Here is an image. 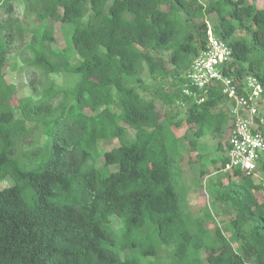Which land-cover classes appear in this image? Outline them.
<instances>
[{"label": "trees", "instance_id": "obj_1", "mask_svg": "<svg viewBox=\"0 0 264 264\" xmlns=\"http://www.w3.org/2000/svg\"><path fill=\"white\" fill-rule=\"evenodd\" d=\"M8 1L0 0L6 11ZM27 9L37 19L29 43L18 19L0 22V182L11 181L0 188V264H264V199L254 195L263 182L234 169L238 179L225 172V184L216 172L211 206L225 215L223 226L207 207L191 215L183 206L189 186L177 178L183 139L171 129L181 122L137 90L144 70L162 80L173 72L177 89L161 94L188 104L187 150L206 133L221 136L231 117L220 87L197 103L179 85L209 24L231 49L223 73L237 85L253 75L264 90V8L246 0H27ZM49 18L71 26L75 62L55 47ZM16 40L29 52L21 61L40 75L29 77L24 97L4 73ZM57 73L70 83L48 78ZM110 139L119 144L102 151L99 168V143ZM227 144L216 143L220 169Z\"/></svg>", "mask_w": 264, "mask_h": 264}, {"label": "rangeland", "instance_id": "obj_2", "mask_svg": "<svg viewBox=\"0 0 264 264\" xmlns=\"http://www.w3.org/2000/svg\"><path fill=\"white\" fill-rule=\"evenodd\" d=\"M254 4L259 8H264V0H246ZM11 5V10L6 11L4 7H0V22H3L7 19H18L21 24L24 26L27 32L23 36V40L26 43H29L31 40V30L37 24V19L35 17L34 12H31L27 9V0H9ZM61 12V10H59ZM213 19L212 15H209L208 19ZM202 19H196L195 21H200ZM45 24L53 30V35L55 39V47L57 49H67L71 53V62H75V57L73 55V48L70 44V33L71 26L65 23H61L60 21H55L53 19H48L45 21ZM18 37V35L16 36ZM24 44V43H23ZM21 44L18 40L15 41L9 54L6 57V64L4 67L5 80L7 83L15 86V93L19 97H24L30 94L28 90V79L30 76L35 77V80L40 78L39 73H36L34 68H30L21 61L19 54L29 56L28 51H24V45ZM157 55L161 56L166 62L167 67L169 64L167 63V59L169 56L168 51H162L157 53ZM64 75L62 73H57L54 75H50L48 78H51L58 85H67L68 78L70 76ZM77 77V75H74ZM143 84L142 86L137 87V90L141 96L144 98H154L156 100V109L160 112L162 117H168L173 120V123L181 122L179 126L172 125L171 129L177 137H182L184 149L182 150L183 158L178 163V167L181 170V176L177 174V178L181 181H185L188 187V193L186 194L183 201V206L190 210L191 215L198 216L201 215L207 207L209 214L216 218V222L219 226H223L226 217L223 214L220 215L214 209V206H211V202L214 200L215 191L217 186V181H213L215 175L221 174L222 183H227L225 172H223L220 167L219 156L222 151H217L216 143L220 141L222 145L225 144V138H228L227 134L229 130H226L227 126L224 128L223 134L220 135H210L208 133L202 135L197 140V148L195 151L190 149L187 150L188 144L187 140L191 137L193 127L188 128L189 125L185 122L186 117V108L187 105L182 100H174L172 103H166L163 99L161 93H171L175 91L177 77L172 72L169 74L168 78L162 79H152L149 77L147 69L142 73ZM17 98V97H16ZM16 98H13L12 102H15ZM130 134L133 133L132 129L128 128ZM119 144L117 139H110L106 141H100V155L97 159V167H103V158L101 156L102 151L105 149L117 146ZM219 168V169H217ZM109 171L115 169L114 166H109L107 168ZM202 171V173H201ZM232 179H238V177L234 176L232 173ZM256 181L261 180L264 184V172L261 169L257 168L255 171V175H253ZM212 178V179H211ZM11 183L10 179L3 180L0 182V188L5 187ZM254 195L262 200L264 199V186L262 188L261 193L255 191ZM181 196V195H180ZM220 215V216H219ZM228 217L230 215H227ZM225 217V220H224ZM114 225L120 224V221L116 218L112 220ZM214 222L212 220H208L205 223L206 229L210 234H214ZM226 235H229V231H225Z\"/></svg>", "mask_w": 264, "mask_h": 264}, {"label": "built area", "instance_id": "obj_3", "mask_svg": "<svg viewBox=\"0 0 264 264\" xmlns=\"http://www.w3.org/2000/svg\"><path fill=\"white\" fill-rule=\"evenodd\" d=\"M206 46L190 64L181 86V93L203 101L209 87L217 84L225 97L231 126L229 129L223 171L237 169L245 175L255 174L264 159V90L253 75L243 77L241 84L223 73L231 59V49L226 41L217 38L208 25Z\"/></svg>", "mask_w": 264, "mask_h": 264}, {"label": "clouds", "instance_id": "obj_4", "mask_svg": "<svg viewBox=\"0 0 264 264\" xmlns=\"http://www.w3.org/2000/svg\"><path fill=\"white\" fill-rule=\"evenodd\" d=\"M209 25V24H208ZM208 25H207V27H208ZM206 38H207V33H206ZM231 56H232V54H231ZM191 64V63H190ZM190 67V66H189ZM189 67H188V69H189ZM188 69H187V71H188ZM187 71H186V73H187ZM186 73L184 74V78H183V81H182V83L179 85V90H180V93H181V86H182V84H183V82H184V79H185V75H186ZM210 88V87H209ZM209 90V89H208ZM182 94V93H181ZM183 95V94H182ZM185 96V95H184ZM190 97V96H189ZM194 99V98H193ZM204 100V99H203ZM195 101V100H194ZM202 102V101H201ZM197 103H199V102H197ZM226 103V102H225ZM230 129V128H229ZM228 134H229V131H228ZM227 140H228V138H227ZM225 154H226V152H225ZM224 167V166H223ZM222 167V168H223ZM222 168H221V170H222ZM258 168H259V166H258ZM223 171V170H222ZM234 171V170H233ZM223 172H227V173H231V172H229V171H223ZM232 174H233V172H232ZM231 175V174H230ZM253 175H255V174H253Z\"/></svg>", "mask_w": 264, "mask_h": 264}]
</instances>
